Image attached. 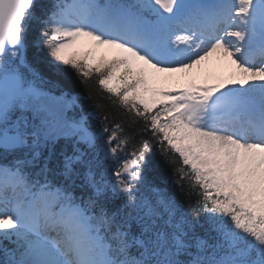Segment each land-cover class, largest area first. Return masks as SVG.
I'll list each match as a JSON object with an SVG mask.
<instances>
[{"label": "snow or ice", "instance_id": "obj_1", "mask_svg": "<svg viewBox=\"0 0 264 264\" xmlns=\"http://www.w3.org/2000/svg\"><path fill=\"white\" fill-rule=\"evenodd\" d=\"M0 254L264 264V0H0Z\"/></svg>", "mask_w": 264, "mask_h": 264}, {"label": "trees", "instance_id": "obj_2", "mask_svg": "<svg viewBox=\"0 0 264 264\" xmlns=\"http://www.w3.org/2000/svg\"><path fill=\"white\" fill-rule=\"evenodd\" d=\"M41 4H47L48 0H39ZM42 55V54H41ZM76 89L86 95L87 91L84 88L83 85L79 84V82H76ZM93 89L95 90V85L93 84ZM91 103V101L89 102ZM149 159L151 161V168L150 170L153 172V174H157L159 172L165 173L167 176L171 177L172 176V168L169 166V164L166 162L165 158L163 155H161L158 147H153L152 152L149 155ZM179 191V189H177ZM183 199V197H181Z\"/></svg>", "mask_w": 264, "mask_h": 264}, {"label": "rangeland", "instance_id": "obj_3", "mask_svg": "<svg viewBox=\"0 0 264 264\" xmlns=\"http://www.w3.org/2000/svg\"><path fill=\"white\" fill-rule=\"evenodd\" d=\"M215 63V57L210 58L209 61L205 62V66L208 65L210 67ZM183 74H162L161 79L159 82L160 87H164L165 89L171 88V87H180V85L184 84V80L188 78L181 79ZM216 78V77H215ZM191 79H188V82Z\"/></svg>", "mask_w": 264, "mask_h": 264}, {"label": "bare ground", "instance_id": "obj_4", "mask_svg": "<svg viewBox=\"0 0 264 264\" xmlns=\"http://www.w3.org/2000/svg\"><path fill=\"white\" fill-rule=\"evenodd\" d=\"M208 67V65H206V68ZM225 75H227V72H225ZM219 82V80L215 77H208V76H205L203 74V71L201 72L199 78L195 79L194 81L193 80H190L188 82V79H185L184 80V84L180 85V87L182 86H189L191 85L192 83H198V84H210V83H217Z\"/></svg>", "mask_w": 264, "mask_h": 264}]
</instances>
